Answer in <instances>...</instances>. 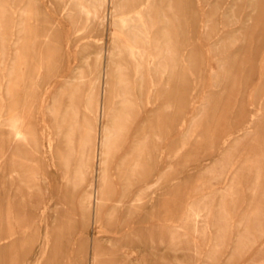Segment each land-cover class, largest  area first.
<instances>
[{
    "label": "rangeland",
    "instance_id": "obj_1",
    "mask_svg": "<svg viewBox=\"0 0 264 264\" xmlns=\"http://www.w3.org/2000/svg\"><path fill=\"white\" fill-rule=\"evenodd\" d=\"M70 2L0 0V264H264V0Z\"/></svg>",
    "mask_w": 264,
    "mask_h": 264
},
{
    "label": "bare ground",
    "instance_id": "obj_2",
    "mask_svg": "<svg viewBox=\"0 0 264 264\" xmlns=\"http://www.w3.org/2000/svg\"><path fill=\"white\" fill-rule=\"evenodd\" d=\"M120 1L121 0H71L70 6H71L72 11H76L77 14L84 13L87 16V19L91 17L94 20L104 21L105 17L104 18H100L99 12L102 9H104L107 5L115 7V10L117 12L118 8H119ZM156 2H157V0H147V5L149 6V8H152V10H154V8L156 7ZM72 11L68 12V14L74 15ZM116 12L113 15H110V14H108V16L106 15L107 17L110 16V18H111V20L113 22L112 24L115 26L117 23H120L123 26H128V19L125 18V17L117 18L116 17ZM131 22H132V25L130 26V34H131L132 38H135L136 35L140 34V32H141L140 30H141L142 27H144L145 29L147 28V26L145 27V24L143 23V21H140V19L138 17L133 18ZM111 33H113V32H111ZM113 65H115V64H113ZM101 79H104V81H105L104 86H107L108 77H107V74L105 73V71H99L97 80L99 81ZM106 91L107 90L104 88V90L102 91V94L105 95ZM91 94H92V92H91ZM93 100L94 99H92V98H88L87 99L88 104L92 105ZM95 101H96V99H95ZM97 104H98V102H97ZM100 107H101V111H102V113L100 114V119H101V117H105L106 112L108 111L109 108H107V109L105 107L102 108L101 105H100ZM18 122H19V120H18V118L16 116H13L11 118L10 135L16 141L22 139V134L19 131ZM71 133L72 132L68 133L67 135H64V134H62V131H59L58 134H57V137L58 138H60L61 136L65 137L66 141H67L66 144L68 145L71 142V139H70ZM116 136H117V133L115 132V128H113L112 125L103 127V129L100 132V141H99L100 144H99L98 149L96 150V153H95V155H96L95 157L98 160L97 162H94V161L92 162V159L89 158L86 163L82 162L78 166L73 167V164H72V161H71L72 160L71 156H69V155L68 156H65V155L62 156L61 159H60L61 162H62L61 166H62V168L64 170L65 175H66L67 184L72 186V187H74V188H78L79 186H81V184L83 182V177L86 174V172H90V174L94 173V175H92V177H93L94 180L97 181L98 193H100V198L102 199L103 196H104L105 186H106V179H107L105 161H103L104 160L103 157H105L107 155L108 151H110V149L112 148ZM49 137H50V135H49ZM86 152H88V151L85 150V148H83L82 151H81L82 155H84ZM77 175H81L82 177L81 178H77ZM94 180L92 181L93 185H94ZM82 203H83L82 207H84L83 209H85L86 212L88 213L90 211L91 195L89 197L87 196L86 198H84L82 200ZM216 214H217V216H216ZM216 214H215V216H216V219H217L218 218V209L216 211ZM100 219H99V222H100Z\"/></svg>",
    "mask_w": 264,
    "mask_h": 264
}]
</instances>
